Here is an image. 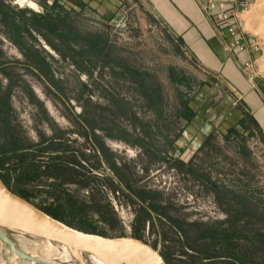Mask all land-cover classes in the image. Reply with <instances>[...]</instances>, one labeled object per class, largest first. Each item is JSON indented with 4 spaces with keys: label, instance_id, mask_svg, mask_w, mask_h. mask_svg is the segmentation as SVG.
<instances>
[{
    "label": "rangeland",
    "instance_id": "rangeland-1",
    "mask_svg": "<svg viewBox=\"0 0 264 264\" xmlns=\"http://www.w3.org/2000/svg\"><path fill=\"white\" fill-rule=\"evenodd\" d=\"M248 1L247 73L264 76V0ZM233 100L136 0H0V180L76 231L164 264H264V137ZM194 102L216 129H189ZM19 237L0 232V264H29L7 243L68 264Z\"/></svg>",
    "mask_w": 264,
    "mask_h": 264
},
{
    "label": "crops",
    "instance_id": "crops-1",
    "mask_svg": "<svg viewBox=\"0 0 264 264\" xmlns=\"http://www.w3.org/2000/svg\"><path fill=\"white\" fill-rule=\"evenodd\" d=\"M244 1L249 2L136 0L179 42L182 50L190 55L197 67L207 76L216 79L217 85L234 99L235 106L238 103V109H233L232 114L235 123H246L264 137V76L257 75L254 71L251 75L247 73L250 68L253 69L258 50L253 46L251 36L243 30ZM220 5L227 11L236 12L237 19L230 18L227 22H222L223 11L219 9ZM229 29L234 30L233 35ZM224 102L218 104L214 110L215 117L225 110ZM198 106L200 105L197 102L191 105L196 116L191 120L189 129L192 132H211L216 129V126L212 127L211 111L207 108L198 109Z\"/></svg>",
    "mask_w": 264,
    "mask_h": 264
},
{
    "label": "water",
    "instance_id": "water-1",
    "mask_svg": "<svg viewBox=\"0 0 264 264\" xmlns=\"http://www.w3.org/2000/svg\"><path fill=\"white\" fill-rule=\"evenodd\" d=\"M0 229L20 232L87 254L101 264H164L143 242L122 237L104 238L76 231L49 217L11 193L0 180ZM11 252L26 261L32 258L7 243Z\"/></svg>",
    "mask_w": 264,
    "mask_h": 264
},
{
    "label": "bare ground",
    "instance_id": "bare-ground-1",
    "mask_svg": "<svg viewBox=\"0 0 264 264\" xmlns=\"http://www.w3.org/2000/svg\"><path fill=\"white\" fill-rule=\"evenodd\" d=\"M5 231L15 233V234L19 235L21 237V239H24L25 241L27 240V239H25V237L28 239H31V240L33 239V240L39 241V244H41V246L45 252H49V251H53V250L57 251L62 256L63 262H65V263H68V264H101L97 260H95L93 257H91L87 254H84V253L76 252V251L69 249L67 247L57 245V244H54V243H51V242H48L45 240H41V239H38V238H35L32 236H28V235L20 233V232L0 229V232H5ZM17 240H20V239H17ZM33 240L32 241L27 240V241L30 243H33ZM21 241H23V240H21ZM35 245H33V246H35ZM12 246H13V244H12ZM23 247L21 245V248H23ZM42 248L40 250H42ZM50 253H48V254H50ZM58 253H56V254H58ZM52 254H54V253H52ZM41 255H43V254H41ZM44 255H45V253H44ZM54 256H55V254H54ZM30 257L32 258V261H28L29 264H35L39 261H41V262L44 261V260H38L32 256H30Z\"/></svg>",
    "mask_w": 264,
    "mask_h": 264
},
{
    "label": "built area",
    "instance_id": "built-area-1",
    "mask_svg": "<svg viewBox=\"0 0 264 264\" xmlns=\"http://www.w3.org/2000/svg\"><path fill=\"white\" fill-rule=\"evenodd\" d=\"M248 3L249 2H247V1H244L243 3H242V11H246L247 10V7H248ZM219 9H220V11L222 12L223 11V13L221 14V21L222 22H227L230 18H235V19H237V13L236 12H233V11H227V10H225V8L222 6V5H220L219 6ZM229 32L233 35V33H234V30H232V29H229ZM252 44H253V46H254V48L255 49H257L256 47H255V44H254V40H252ZM247 66V65H246Z\"/></svg>",
    "mask_w": 264,
    "mask_h": 264
},
{
    "label": "trees",
    "instance_id": "trees-1",
    "mask_svg": "<svg viewBox=\"0 0 264 264\" xmlns=\"http://www.w3.org/2000/svg\"><path fill=\"white\" fill-rule=\"evenodd\" d=\"M46 19H43V23H45V24H47L46 23V21H47V19H48V17H45ZM53 30H54V27L52 28ZM55 32V31H54ZM3 183V182H2ZM4 184V183H3ZM5 185V184H4ZM8 189V188H7ZM9 190V189H8ZM10 191V190H9ZM11 192V191H10ZM11 193H13V192H11ZM14 195H16V196H18V197H20L21 199H23V200H25L26 198L23 196V195H21V194H14ZM41 211V210H40ZM43 213H45L46 215H48L49 217H51V218H53V219H55V220H57V221H59V222H61V220L55 215V213H53V212H50V211H42ZM61 223H63V222H61ZM64 224V223H63ZM253 241H258V242H262V243H264V235L263 236H259V235H255L254 236V239H253ZM236 263L237 262H239L240 260H234Z\"/></svg>",
    "mask_w": 264,
    "mask_h": 264
}]
</instances>
